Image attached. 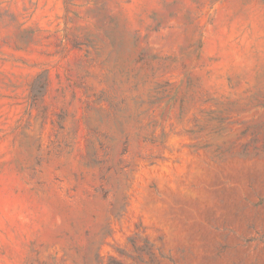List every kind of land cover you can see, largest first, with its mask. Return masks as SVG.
I'll use <instances>...</instances> for the list:
<instances>
[{
  "label": "rangeland",
  "instance_id": "374dc122",
  "mask_svg": "<svg viewBox=\"0 0 264 264\" xmlns=\"http://www.w3.org/2000/svg\"><path fill=\"white\" fill-rule=\"evenodd\" d=\"M0 264H264V0H0Z\"/></svg>",
  "mask_w": 264,
  "mask_h": 264
}]
</instances>
